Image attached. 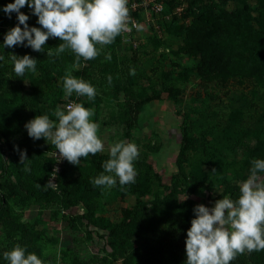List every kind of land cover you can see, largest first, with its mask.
Returning a JSON list of instances; mask_svg holds the SVG:
<instances>
[{
  "label": "rangeland",
  "instance_id": "obj_1",
  "mask_svg": "<svg viewBox=\"0 0 264 264\" xmlns=\"http://www.w3.org/2000/svg\"><path fill=\"white\" fill-rule=\"evenodd\" d=\"M141 1L128 0L136 31L116 37L93 60L77 64L68 50L47 74L17 77L8 58L14 47H4L0 35V195L7 202L0 213V264H8L3 253L15 244L44 264H139L136 253L161 238L186 239L194 207H213L217 194L249 176L252 159H264V0L129 7ZM20 11L29 27H40L32 9ZM208 11L217 15L211 27L199 22ZM13 21L17 26L16 14ZM66 70L94 86V100L65 96ZM69 100L94 110L104 151L79 165L66 161L51 180L55 146L30 138L25 124L45 114L56 121L52 113ZM117 140L139 147L135 183L94 186ZM20 151L29 160L21 163ZM178 163L185 177L208 189L176 192L164 208L148 205L130 218L136 204L183 183Z\"/></svg>",
  "mask_w": 264,
  "mask_h": 264
},
{
  "label": "clouds",
  "instance_id": "obj_2",
  "mask_svg": "<svg viewBox=\"0 0 264 264\" xmlns=\"http://www.w3.org/2000/svg\"><path fill=\"white\" fill-rule=\"evenodd\" d=\"M25 6L32 9L40 27H29V17L20 11ZM3 12L9 18L16 13L18 20V25L4 35V47L24 45L42 52L49 38H59L61 42L55 51L49 48L46 55L59 56L71 50L77 64L81 58L86 61L97 58L103 46L111 45L116 37L131 31L128 0H14L3 7ZM8 58L17 77L36 72L35 58L27 54H9ZM4 59L0 55V60ZM105 59L111 60V56ZM130 75H135L134 68L130 69ZM107 79L111 84L112 77ZM62 86L66 97L75 93L77 97L94 100L96 96L94 86L68 70L62 77ZM52 115L56 121L45 114L26 122L28 136L33 140L51 141L59 158L73 165L104 151V142L98 135L99 124L92 119V108L71 102L64 108L57 106ZM108 152L109 158L102 165L104 172L92 180L94 186L111 188L118 181L123 189L135 183L138 145L117 140L109 145ZM26 160H29L26 151H20V162ZM24 170L30 171V168L25 165ZM54 184L48 181L46 186ZM193 211L195 215L184 241L186 264H231L238 255L264 250V159L251 160L250 174L240 183L236 199L226 195L211 208L198 204ZM3 257L8 264H44L37 254L27 252L20 244L5 251Z\"/></svg>",
  "mask_w": 264,
  "mask_h": 264
},
{
  "label": "trees",
  "instance_id": "obj_3",
  "mask_svg": "<svg viewBox=\"0 0 264 264\" xmlns=\"http://www.w3.org/2000/svg\"><path fill=\"white\" fill-rule=\"evenodd\" d=\"M14 0H0V21L3 22V28L0 29V35L3 37L7 31L16 26L14 23V15L16 13L11 14V18L3 12V7L12 3ZM217 15L213 11L202 12L199 15V22L203 24V26L211 25L216 20ZM61 41L59 38L48 39L42 52L33 51L30 47H26L24 45H17L14 47L13 54L17 56H23L25 54L33 57L37 60L36 70H38L42 74H47L56 64L63 63L62 53L59 56L49 57L46 55V50L48 47H52L55 51V47ZM26 44V42H25ZM68 54V50L64 52ZM1 83V80H0ZM177 173L183 178V183L179 184L178 187L174 186L171 192L160 198L154 199L151 201H143L136 204L131 212L130 218H132L139 210L145 209L148 205H152L156 208H164L167 206L168 202L175 195L176 192L179 193H192L198 189L207 190L208 187L203 182L188 179L185 177L182 166L178 163L177 165ZM239 186L236 185L231 187L228 190V194L219 193L216 195L218 199H221L223 196H229L232 199H236L239 195ZM7 210V202L4 196L0 195V213H3ZM185 239L180 237H163L157 243L156 246L148 252H137V260L139 264H186V254H185ZM231 264H264V250L259 252L245 253L242 255H238L236 259L231 261Z\"/></svg>",
  "mask_w": 264,
  "mask_h": 264
},
{
  "label": "built area",
  "instance_id": "obj_4",
  "mask_svg": "<svg viewBox=\"0 0 264 264\" xmlns=\"http://www.w3.org/2000/svg\"><path fill=\"white\" fill-rule=\"evenodd\" d=\"M176 1L184 3L186 0H142L140 3L133 2L131 5H129V7L134 9L137 5H143L144 7H149V9L159 11L163 8L164 4H166L168 2H176ZM138 26H139L138 22L135 19L130 18L129 27H130L131 31L125 32L122 34L123 35L124 34H131L132 32L136 31ZM71 102H74V101L69 100L67 103L64 104V107ZM66 161L67 160H63V159L59 158L58 150H56V148H55V151L53 153V166H52V172H51V177H50L51 180H53L55 178V175H57L59 173L62 165Z\"/></svg>",
  "mask_w": 264,
  "mask_h": 264
}]
</instances>
